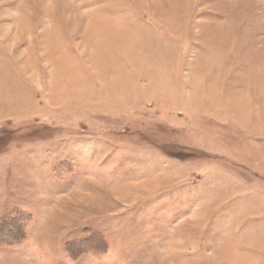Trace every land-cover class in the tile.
<instances>
[{"label":"rangeland","instance_id":"1","mask_svg":"<svg viewBox=\"0 0 264 264\" xmlns=\"http://www.w3.org/2000/svg\"><path fill=\"white\" fill-rule=\"evenodd\" d=\"M0 264H264V0H0Z\"/></svg>","mask_w":264,"mask_h":264},{"label":"trees","instance_id":"2","mask_svg":"<svg viewBox=\"0 0 264 264\" xmlns=\"http://www.w3.org/2000/svg\"><path fill=\"white\" fill-rule=\"evenodd\" d=\"M98 244H101L100 240L97 242Z\"/></svg>","mask_w":264,"mask_h":264}]
</instances>
